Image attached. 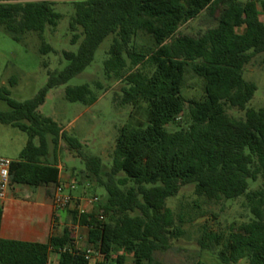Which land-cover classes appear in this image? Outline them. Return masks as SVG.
Masks as SVG:
<instances>
[{
	"label": "trees",
	"instance_id": "trees-1",
	"mask_svg": "<svg viewBox=\"0 0 264 264\" xmlns=\"http://www.w3.org/2000/svg\"><path fill=\"white\" fill-rule=\"evenodd\" d=\"M260 4L264 11V0ZM258 5V0L76 1L72 43L83 40L78 52H63L68 65L59 71L45 64L47 84L33 99L17 101L8 88H0V100L9 108L0 111V123L28 135L11 165L12 185L58 187L61 170L57 153L50 159V143L55 151L61 141L71 149L82 145L39 108L52 89L81 75L102 42L115 36L104 74L122 83L120 104L146 105V123L121 128L111 166L80 154L86 162L83 178L107 193L97 212L72 214L74 225L88 227V245L102 258L97 264H163L157 253L170 250L186 233L185 220L167 200L190 184L209 201L245 196L253 215L251 222L231 225L228 235L204 228L200 249H218L220 264H264V109L248 108L257 86L244 79L246 66L264 53ZM54 6L50 0H0V29L18 43L35 33L41 53L52 52L44 33L62 18ZM205 12L214 27L198 36L179 34ZM189 72L204 80V99L191 102L188 128L169 133L165 127L185 111L182 88ZM17 83L16 77L10 80L11 86ZM96 88L103 90L100 83ZM65 95L89 106L98 100L88 84L68 87ZM228 109L244 117L234 118ZM259 179L261 186L247 192L249 181ZM1 217L0 208V225ZM87 249L76 247L69 228L46 243L0 239V264H49L52 254L59 264H91Z\"/></svg>",
	"mask_w": 264,
	"mask_h": 264
},
{
	"label": "rangeland",
	"instance_id": "rangeland-1",
	"mask_svg": "<svg viewBox=\"0 0 264 264\" xmlns=\"http://www.w3.org/2000/svg\"><path fill=\"white\" fill-rule=\"evenodd\" d=\"M42 0H23V2H36ZM55 3L54 9L62 15L58 26L48 27L44 33V41L51 45L54 51L47 54L41 53L42 42L35 33H30L24 43H18L0 29V88L6 87L11 92V98L20 102L33 99L44 88L48 80V69L62 71L68 62L63 57V52H78L81 40L74 44V33L70 23L75 15L74 3L80 0H50ZM247 1V0H241ZM259 1L260 18L264 23V11ZM216 25L214 19L206 12L197 19L189 21L179 29V34L198 36L208 28ZM244 30L241 29L240 32ZM81 33V30L77 32ZM114 35L108 36L96 52L93 63L79 76L73 78L65 85L52 89L46 102L39 108V112L52 118L70 136L77 139L81 149H71L65 141H61L58 150L50 143V159L54 160L57 153L58 163L63 170L77 179L78 190H83L84 184L88 196L92 199L99 198L97 206L104 200L107 193L91 178H83L86 171V162L81 153L90 157H100L104 164L111 166L116 140L124 125H138L146 123V105L138 108L131 105L120 104L122 83L116 79H107L104 74V62L109 58V51L114 42ZM48 65V69L45 67ZM16 77L18 83L10 85V80ZM244 79L254 83L257 91L249 103L248 108L264 109V53L257 55L244 71ZM102 84L103 90L97 87ZM90 85L98 100L93 105L82 102H70L66 99L65 91L68 87ZM185 99V111L176 123H171L165 128L169 133H174L180 128H188L190 118L188 108L192 101L204 99V80L193 73L185 75L182 88ZM9 108L0 100V111ZM234 118L244 117V112L237 109H228ZM28 141V135L17 128L0 123V157L17 161ZM262 179L256 182L249 181L247 192L258 189ZM17 189L33 190L28 186L18 185ZM167 206L185 220L183 229L185 235L180 240L172 241V248L168 251L157 253V258L163 264H220L218 249L210 251L200 249L198 240L204 228L228 235L230 226L240 225L253 220V215L247 204L245 196L237 199L209 201L205 197L195 194L193 184L184 186L176 197L167 200ZM79 236H86L87 229L78 230ZM238 264H249L242 260Z\"/></svg>",
	"mask_w": 264,
	"mask_h": 264
},
{
	"label": "crops",
	"instance_id": "crops-1",
	"mask_svg": "<svg viewBox=\"0 0 264 264\" xmlns=\"http://www.w3.org/2000/svg\"><path fill=\"white\" fill-rule=\"evenodd\" d=\"M58 167L61 170L60 185L73 199L69 209L56 210L53 207L52 199L56 187L27 190L17 189L18 185H14L8 198L0 202L2 209L0 239L26 243H46L52 235H61L66 228H69L71 237L78 249L90 248L88 233L86 236H79L78 232L73 233L71 230L73 225L72 214L76 211L91 214L97 212L98 206L88 196L86 186L89 184H84L83 190H78L76 177L65 172L61 165ZM101 261V257L95 256L91 260V264H97ZM49 264H59V256L52 254Z\"/></svg>",
	"mask_w": 264,
	"mask_h": 264
},
{
	"label": "built area",
	"instance_id": "built-area-1",
	"mask_svg": "<svg viewBox=\"0 0 264 264\" xmlns=\"http://www.w3.org/2000/svg\"><path fill=\"white\" fill-rule=\"evenodd\" d=\"M13 161L0 157V202L5 201L8 198L9 192L11 188L14 186L11 183V165ZM74 189V186L72 187ZM53 207L56 210H66L69 209V207L73 203V199L71 195L67 194L65 192V188L63 186H58L55 189L54 195H53ZM93 203H98L99 198L94 197L92 199ZM100 219L103 220V216H100ZM81 227L79 224H73L71 227V230L73 233L77 232ZM85 229H88V227H85ZM95 256H99V254L92 248H88L86 250V258L88 260H92Z\"/></svg>",
	"mask_w": 264,
	"mask_h": 264
}]
</instances>
